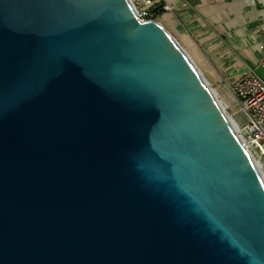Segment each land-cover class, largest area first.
I'll return each instance as SVG.
<instances>
[{
    "label": "water",
    "instance_id": "1",
    "mask_svg": "<svg viewBox=\"0 0 264 264\" xmlns=\"http://www.w3.org/2000/svg\"><path fill=\"white\" fill-rule=\"evenodd\" d=\"M0 264H264L263 172L130 0H0Z\"/></svg>",
    "mask_w": 264,
    "mask_h": 264
},
{
    "label": "crops",
    "instance_id": "2",
    "mask_svg": "<svg viewBox=\"0 0 264 264\" xmlns=\"http://www.w3.org/2000/svg\"><path fill=\"white\" fill-rule=\"evenodd\" d=\"M158 19L179 41L195 46L229 83L258 69L264 42V0H160Z\"/></svg>",
    "mask_w": 264,
    "mask_h": 264
},
{
    "label": "built area",
    "instance_id": "3",
    "mask_svg": "<svg viewBox=\"0 0 264 264\" xmlns=\"http://www.w3.org/2000/svg\"><path fill=\"white\" fill-rule=\"evenodd\" d=\"M142 20H159L156 7L170 8L160 0H130ZM261 56L259 65L264 66V42L259 44ZM229 91L234 103L244 114V120L237 122L247 151L264 165V77L255 68L248 67L231 83ZM239 136V133H237Z\"/></svg>",
    "mask_w": 264,
    "mask_h": 264
},
{
    "label": "bare ground",
    "instance_id": "4",
    "mask_svg": "<svg viewBox=\"0 0 264 264\" xmlns=\"http://www.w3.org/2000/svg\"><path fill=\"white\" fill-rule=\"evenodd\" d=\"M185 50L190 55L192 61L194 62V65L197 68H199L204 73H206V71L208 70V73L212 74V76L217 77L216 72L213 69L212 65L207 60V58L199 51V49L197 47L192 46L191 49H188V50L185 49ZM221 93H222L223 100L226 104H234V99H233L229 89L226 86L224 87V90L221 91ZM225 113L227 114L230 121L232 122V125H233L235 131L237 133H239V137H240L241 141L244 143V140L240 134V130L238 129V126H237V122L244 120V116H243L242 112L240 110L235 111V113L232 116L228 115L227 111H225ZM234 118L236 119V121L234 120ZM250 155L252 156V158L255 161V163L257 164V166L260 168L262 161L260 159H258L257 157H255L253 155V153H251Z\"/></svg>",
    "mask_w": 264,
    "mask_h": 264
},
{
    "label": "rangeland",
    "instance_id": "5",
    "mask_svg": "<svg viewBox=\"0 0 264 264\" xmlns=\"http://www.w3.org/2000/svg\"><path fill=\"white\" fill-rule=\"evenodd\" d=\"M178 40V39H177ZM178 42L185 48V49H191V46H189V44L183 43L181 41L178 40ZM194 63V62H193ZM211 64V63H210ZM201 67V66H200ZM213 67V66H212ZM199 70V72L201 73L202 77L204 78V80L209 84V86L211 87V89L213 90V93L215 94V96L217 97L220 105L223 107V109L225 111H227L228 115L232 116L235 111H238L239 108L238 106L234 103V104H226L223 100L222 97V93L221 91L224 90V87L226 86L228 89L230 88L231 83L233 82L232 79H228L229 83L226 81L225 78H223L221 75H219V73L216 71V69L213 67V69L216 72L217 77L212 76V74L208 73V70L206 71V73L202 72L199 68H197ZM258 73H260L263 77H264V66H259L257 69ZM223 87V88H222ZM243 114V113H242ZM244 116V114H243ZM234 120L236 121V119L234 118ZM261 170L264 174V165L263 163L261 164Z\"/></svg>",
    "mask_w": 264,
    "mask_h": 264
},
{
    "label": "trees",
    "instance_id": "6",
    "mask_svg": "<svg viewBox=\"0 0 264 264\" xmlns=\"http://www.w3.org/2000/svg\"><path fill=\"white\" fill-rule=\"evenodd\" d=\"M156 13H157V15L158 14H160L162 11H163V8H162V6L160 5V6H158V7H156Z\"/></svg>",
    "mask_w": 264,
    "mask_h": 264
}]
</instances>
